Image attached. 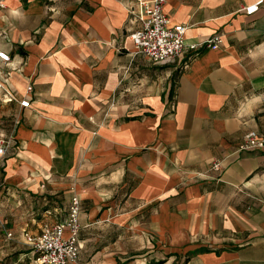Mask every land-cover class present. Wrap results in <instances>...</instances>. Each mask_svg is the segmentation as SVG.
<instances>
[{"label": "crops", "instance_id": "obj_1", "mask_svg": "<svg viewBox=\"0 0 264 264\" xmlns=\"http://www.w3.org/2000/svg\"><path fill=\"white\" fill-rule=\"evenodd\" d=\"M132 1L0 0L9 85L32 84L0 104V264H35L23 233L74 195L72 264H264V150H237L264 133V0H166L186 46L222 42L164 64L135 52Z\"/></svg>", "mask_w": 264, "mask_h": 264}, {"label": "built area", "instance_id": "obj_2", "mask_svg": "<svg viewBox=\"0 0 264 264\" xmlns=\"http://www.w3.org/2000/svg\"><path fill=\"white\" fill-rule=\"evenodd\" d=\"M262 1L244 7L248 15L257 11ZM166 0H133L125 6L128 15L135 22L130 33L135 52L142 53L155 64H164L180 57L184 48L197 52L201 47L210 48L222 42L221 36H212L198 43L185 45V29L182 24H171L164 11ZM4 4L0 2V9ZM16 70L10 55L0 49V104L17 102L24 109L30 107L32 84L27 83L22 97H18L9 85L10 74ZM264 126V123H263ZM9 140L0 141V156L5 154ZM264 150V133L246 132L237 145V150ZM221 161L210 163V170H219ZM80 198L76 195L69 200L66 218L62 221L44 223L38 234L24 232L25 242L34 252L35 264H72L77 258L82 243L79 239L80 230ZM11 233H7L10 237Z\"/></svg>", "mask_w": 264, "mask_h": 264}, {"label": "rangeland", "instance_id": "obj_3", "mask_svg": "<svg viewBox=\"0 0 264 264\" xmlns=\"http://www.w3.org/2000/svg\"><path fill=\"white\" fill-rule=\"evenodd\" d=\"M22 242L19 243V245L22 247H27V245L23 242V240H21Z\"/></svg>", "mask_w": 264, "mask_h": 264}]
</instances>
